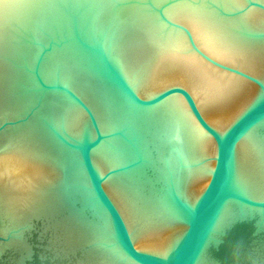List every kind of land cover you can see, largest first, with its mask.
Segmentation results:
<instances>
[{"label": "water", "instance_id": "obj_1", "mask_svg": "<svg viewBox=\"0 0 264 264\" xmlns=\"http://www.w3.org/2000/svg\"><path fill=\"white\" fill-rule=\"evenodd\" d=\"M0 264H264V0H0Z\"/></svg>", "mask_w": 264, "mask_h": 264}]
</instances>
